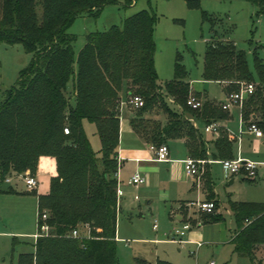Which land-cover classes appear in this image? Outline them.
Returning a JSON list of instances; mask_svg holds the SVG:
<instances>
[{
  "label": "trees",
  "instance_id": "trees-1",
  "mask_svg": "<svg viewBox=\"0 0 264 264\" xmlns=\"http://www.w3.org/2000/svg\"><path fill=\"white\" fill-rule=\"evenodd\" d=\"M137 1L126 0V5ZM117 2L0 0V45H21L32 55L17 84L0 101V184L20 175L33 176L41 165L53 171L49 193L38 196V225L47 212L54 236L39 237L35 251L21 254L18 264H119L116 174L121 165L124 103L136 96L143 99L141 109L129 107L135 110L130 124L151 146L189 139L191 154L203 158L206 144L186 109L204 116L207 124L227 116L210 101L201 110L187 106L191 83L180 55L167 90L175 104L186 108L177 111L169 105L155 66L156 18L149 11L131 16L122 27L87 35L78 68L77 38L69 32L71 26L79 16L99 15ZM254 55L257 79L247 54L215 31L205 54L203 79L221 83L226 95L254 84V93L243 104V119L264 132V61L256 51ZM85 122L95 126L100 152L94 150ZM236 144L235 137L222 134L214 143L211 160L234 159ZM194 154L192 158L204 160ZM230 207L237 223L231 241L234 253L255 261L264 248V204L231 202ZM74 231L79 238L73 237ZM136 263L151 264L141 259ZM157 264L172 263L159 260Z\"/></svg>",
  "mask_w": 264,
  "mask_h": 264
},
{
  "label": "rangeland",
  "instance_id": "rangeland-1",
  "mask_svg": "<svg viewBox=\"0 0 264 264\" xmlns=\"http://www.w3.org/2000/svg\"><path fill=\"white\" fill-rule=\"evenodd\" d=\"M117 1L116 4L106 6L99 15L79 16L71 26L69 32L77 38L74 51L78 68L79 55L86 45L87 35L108 31L113 26L122 27L131 16L141 11H149L156 18L155 66L159 84L163 88L167 102L174 110L186 108L185 104H175L167 90V84L174 79L175 61L179 55L183 57L189 72V81L192 84L190 98L202 100L204 104L210 98L217 108L221 107V103L213 100L219 99L222 103L226 101L227 97L221 93L216 82H205L203 79L205 54L213 42L215 31L222 40L234 44L237 49L247 54L251 72L255 79L258 78L254 53L256 51L260 60L264 61V0H138L132 6H127L126 0ZM31 61L32 55L21 45H0V101L4 92L17 84L22 71ZM73 84L72 81L69 87L70 95L73 93ZM198 90H202L203 93H198ZM125 108L123 118L127 119L135 110H131L129 106L128 109ZM186 110L189 111L186 112L187 117L194 119L193 121L206 122L204 116ZM92 126L89 127V134L92 135L90 138L98 143L93 146L99 152L100 139L94 135L95 127ZM198 126L200 132L207 138L203 132L204 125L198 123ZM230 126L238 138L236 157L238 158L239 153L244 160L256 163L258 176L254 182L240 175L234 184H230L233 177L227 173L220 161L212 163L210 167L218 197L223 202L222 224L228 235V243L213 244L211 241L197 238L199 221L195 222V225L191 223L192 230L173 241L174 233L177 228L183 227V222L171 221L165 210L153 208L151 211L146 203H143L142 208L131 205L130 210L124 208L119 215L117 239L119 264H137V259L151 264H157L159 260H166L172 264H206L211 260H215L217 264H264V248L256 253V259L253 261L250 257L234 253V246L229 242L237 231V223L229 201L236 199L244 203L264 204V140L250 136L248 127L241 126L239 115H236ZM222 134L224 133L221 132L219 136ZM168 145L175 153V158H182L186 154L182 143L172 141ZM194 155L201 159H212L208 151L205 158L200 157L199 153ZM208 166L204 167L200 178L206 175V188L210 190L213 183ZM41 168L45 167L41 165L34 177L37 178ZM130 171L127 167L123 174L129 175ZM24 177L22 175L13 177L12 184L6 182L0 184V264H18L21 254L35 251L33 245L39 234L38 196L43 189L48 188L50 179L46 175L40 176L38 190L29 192ZM10 187L14 192H9ZM197 190L188 193L184 199H189L186 200L189 202L203 201ZM206 202H214L218 210L221 208L220 203L211 196ZM216 214V212L206 214L202 219ZM197 218L196 214L191 216L193 222ZM155 222L158 224L157 230L154 228ZM53 236L52 231L50 237Z\"/></svg>",
  "mask_w": 264,
  "mask_h": 264
},
{
  "label": "crops",
  "instance_id": "crops-1",
  "mask_svg": "<svg viewBox=\"0 0 264 264\" xmlns=\"http://www.w3.org/2000/svg\"><path fill=\"white\" fill-rule=\"evenodd\" d=\"M216 83L218 84L219 90L221 91V93H223L226 96L223 85L219 82H216ZM198 93H203V92L202 90H198ZM210 100L212 99L209 98L206 100V102ZM213 101H215L216 103L218 102L222 104V102L219 101V99L213 100ZM125 107H127L128 109L127 103L124 104L123 112L125 111L124 109H126ZM123 112H122V121H121V140H120V146L118 149L119 160L121 161V166L119 168V174H118V195H119V208H120L119 215L124 208H127L129 210L131 209L132 206L142 208L143 203H146L149 209H151V211H153L152 210L153 208H158V210L160 211L165 210V212L168 214L171 221L177 220V221L183 222V227L181 229L177 228L178 230L176 229L177 231L174 233V236H177V237L173 236V239H172L173 241L177 240V238L181 236L183 233H187L191 231L192 224L195 225V222L199 221V225H198L199 232L196 233L198 235L197 238H199L200 240H206L208 242L211 241L213 244L215 243L221 244V243H226V242L228 243V235L226 231L224 230V225L222 224L223 202L218 197L216 187L214 185V182L211 178V173H210V167L212 163L218 162V161H213L211 159L202 160V161H207L206 163L207 165L205 164L204 167H207L209 165L208 168H209V173H210V179L213 183V188L210 190H207L206 175L202 176L200 179H197V180L186 176L183 160L187 158H192L191 157L192 154L189 148V143H190L189 139L170 140L167 142L168 147H169L168 143L172 141L179 142L184 145L186 154H184L182 158L180 157L175 158V153L172 152L169 148L170 161L156 162L154 160L155 154L151 149V145L147 143L144 138H142L138 133H136L132 129L131 124H130L131 115L128 116L127 119H124ZM228 113L229 114H227L225 119H221L219 121H212V123H217L220 126L221 130L219 134L206 133L204 130L205 126L208 125L206 122L193 121L194 119L188 117L190 121L194 123L195 128H197L198 137L206 144L205 146L210 156L214 151V143L220 138L219 135H221V132H224L229 137H235L238 143L237 135L235 134V132H233L232 129H230L231 128L230 125L236 119V115H239L240 117L241 126L243 125L244 127L246 125L247 127H249L248 122L244 121L243 119L242 110L240 111L234 108ZM198 123L204 125L203 132L205 135H207V138H205L204 135L200 132L198 128L199 127ZM90 125L92 126L93 124L89 122H85V130L89 138L92 136L91 134H89ZM92 127H95V126L93 125ZM93 134H94V131H93ZM94 135H97L96 128H95ZM250 136L253 137L255 135L251 133ZM255 138L257 137L255 136ZM90 141L92 143V146L95 144L98 145V143L93 142L91 138H90ZM236 148H237V144L235 147L234 159L232 160H237L239 158L245 159L244 157L241 156V154L239 155V153H238V158L236 157L235 155ZM94 150L96 151V149ZM222 161H225V160H222ZM127 167H129L131 170L130 174L124 175L123 170L126 169ZM48 171L49 170L46 168H41L39 174L37 175V179L42 175L49 176V179H50L48 188L43 189L40 195H46L50 191V184H51L53 171H50V172ZM135 173H140L141 175L146 177L147 182L137 187L130 185L129 179ZM238 178H239L238 176L233 177L234 183L238 180ZM190 184H191V187H190ZM39 187H40V182H39ZM196 189H198L197 190L198 194L203 198V201H207L208 197L211 196L215 199V201L220 203L221 208L219 210L218 209L216 210V213H217L216 215L211 216V217L206 216L207 218L202 219V217L205 216L206 214L202 215L201 214L202 212L199 211L196 207L189 206L190 203L198 202V201L189 202V201H186L189 199H184V197L186 198L188 193H192ZM229 202L239 203L240 201L234 199L233 201L230 200ZM193 214L198 215V218L195 219L194 222L191 219V216ZM215 219H218V220H215ZM222 227H223V232H222ZM192 234H195V233H192ZM117 239H118V235H117ZM231 241L229 242L231 243ZM197 242H200V241H197ZM162 261H166V260H162ZM209 262L210 261H208L206 264H208Z\"/></svg>",
  "mask_w": 264,
  "mask_h": 264
},
{
  "label": "built area",
  "instance_id": "built-area-1",
  "mask_svg": "<svg viewBox=\"0 0 264 264\" xmlns=\"http://www.w3.org/2000/svg\"><path fill=\"white\" fill-rule=\"evenodd\" d=\"M238 92H233L226 95L227 99L224 103L221 104V107L224 111L230 112L232 109H240L242 110L243 103L245 99H247L250 95H252L255 91L254 84L242 85ZM127 105L133 107L135 109H141L144 107V101L141 97H134L130 102H126ZM124 103V104H126ZM187 106L193 110H201L204 106L202 100H198L197 98H190L187 101ZM124 107V106H123ZM249 131L253 133L257 138L264 139V132L256 125L251 124L248 127ZM206 133L209 134H219L220 126L217 123H211L205 126L204 128ZM65 133L69 134V129H65ZM152 151L155 154L154 160L156 162H168L170 161V150L167 144H164L160 147L151 146ZM119 162H121L119 160ZM207 161L196 160L194 158H187L183 160L184 170L186 176L193 178L195 180L200 179V176L203 173L204 165ZM223 164L224 169L231 177H236L240 175H244L248 180L255 181L258 176V165L248 160L237 159V160H225L221 162ZM121 166V165H120ZM119 170L116 174L118 180ZM25 184L29 190V192H34L38 190L39 181L34 176H25L24 177ZM13 179L9 178L6 180L7 184H12ZM147 182V178L141 175L140 173H135L129 179V184L132 186H140ZM190 207H196L199 211L204 214H213L216 212V203L214 202H206V201H198L190 203ZM48 221V213L45 212L41 216V222L39 226V234L36 236V241L39 237H50L51 232L53 231L51 226L47 223ZM154 228L158 229V224L155 222ZM73 237L79 238L80 234L78 231L73 232ZM200 245V244H199ZM208 264H217L215 260H211Z\"/></svg>",
  "mask_w": 264,
  "mask_h": 264
},
{
  "label": "water",
  "instance_id": "water-1",
  "mask_svg": "<svg viewBox=\"0 0 264 264\" xmlns=\"http://www.w3.org/2000/svg\"><path fill=\"white\" fill-rule=\"evenodd\" d=\"M234 183V179L231 181V184H233Z\"/></svg>",
  "mask_w": 264,
  "mask_h": 264
}]
</instances>
